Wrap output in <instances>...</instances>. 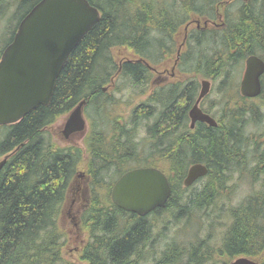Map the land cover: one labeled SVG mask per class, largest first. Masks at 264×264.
Instances as JSON below:
<instances>
[{
    "label": "trees",
    "instance_id": "obj_1",
    "mask_svg": "<svg viewBox=\"0 0 264 264\" xmlns=\"http://www.w3.org/2000/svg\"><path fill=\"white\" fill-rule=\"evenodd\" d=\"M39 1L0 0V18L7 19V42L0 46V57L19 22ZM87 1L100 11V20L69 55L49 104L15 124L0 126V159L8 156L0 172V264H76L63 256L65 237L58 220L81 169L87 177V239L77 264H229L240 256L264 264V147L244 132V117L254 119L258 109L244 106L249 101L235 84L246 57L264 58V0L254 10L240 3L234 20L226 16L221 32L208 30L197 37L195 43L209 45L205 46L209 53L180 64L188 65L184 73L193 77L179 91L163 92L166 98L156 101L155 110L154 106L149 110L147 103L138 105L124 123L107 114L105 108L114 99L103 92L104 85L120 70L119 80L126 87L139 88L149 73L134 59L119 67L114 51L127 49L139 61L159 54L163 40L171 38V31L186 24L190 15L211 16L227 0ZM197 77L219 78L225 100L233 98L222 108L216 128L188 127V110L198 96ZM261 83L263 97L264 76ZM82 101L86 115L97 118L85 140L86 158L78 147L57 145L48 130ZM142 123L141 138L137 132ZM193 164L205 165L208 173L200 192L187 195L183 180ZM138 167L159 169L171 185L165 208L145 217L117 208L110 196L115 181ZM245 169L250 176L253 169L263 175L259 180L263 190L230 204L234 191L228 183ZM167 214L176 223L195 215L210 230L185 245L164 242L158 223ZM219 228L214 238L212 231ZM162 242L164 248L156 254Z\"/></svg>",
    "mask_w": 264,
    "mask_h": 264
},
{
    "label": "water",
    "instance_id": "obj_2",
    "mask_svg": "<svg viewBox=\"0 0 264 264\" xmlns=\"http://www.w3.org/2000/svg\"><path fill=\"white\" fill-rule=\"evenodd\" d=\"M100 20V13L87 0H40L19 22L11 42L0 57V126L19 122L38 106H47L56 81L71 52ZM264 61L257 56L245 60L240 82V94L256 98L261 94ZM210 82L201 81L195 104L189 111L191 125L196 121L215 127L216 121L201 111L200 101L209 93ZM82 101L70 113L63 135L68 137L85 129ZM8 156L0 159V172ZM208 169L203 164L189 167L183 180L185 187L204 177ZM113 204L139 217L165 208L171 186L167 177L152 167L125 172L111 189ZM230 264H258L239 257Z\"/></svg>",
    "mask_w": 264,
    "mask_h": 264
},
{
    "label": "rangeland",
    "instance_id": "obj_3",
    "mask_svg": "<svg viewBox=\"0 0 264 264\" xmlns=\"http://www.w3.org/2000/svg\"><path fill=\"white\" fill-rule=\"evenodd\" d=\"M180 2L181 0H176ZM228 1V0H227ZM240 2L238 0H235V2L231 3L227 6L226 10H224V13L228 17V20H234L235 15L237 13V10L239 8ZM193 18V19H192ZM203 17L196 16L193 17L192 15L189 16L188 21L190 20V24L187 30L186 27L179 28L180 34L178 37V46L183 41V33L185 34V40L184 43H182L179 47L180 53L184 56V62L183 64H189L188 60L190 58V55L193 57H198L200 55L208 54L209 52H205L207 50L206 47H210L209 45H203L198 46L196 43L193 42L191 39L192 31L195 30L197 27H204L203 26ZM198 22H197V21ZM6 22L7 19L4 17L0 18V46H4L7 42V38L5 37V34L7 32L6 29ZM184 26V25H183ZM210 28V27H208ZM185 29V30H184ZM183 32V33H181ZM188 32V33H187ZM188 36V38H187ZM206 36V35H205ZM187 38V42H186ZM186 42V43H185ZM185 44L186 47H185ZM206 46V47H205ZM190 53V54H189ZM115 58L117 61L120 60H129V59H135V57L132 55V53L127 49H116L114 51ZM175 60V54L171 57V60L167 64L157 63L155 61H150L152 64L157 65L159 67L158 70L165 71V69H170L173 62ZM149 61V60H148ZM162 64V65H161ZM190 64H195L194 61H190ZM240 70L238 72V77L236 78L235 84L238 86L239 90V83L242 79V75L244 72V61L241 63ZM188 65H183L180 67L181 75L178 73L177 70V78H172L170 83L173 81H182L183 83L188 81L193 77V75L184 73V70H186ZM176 73V71H175ZM157 75L153 74L151 75L150 85L148 86H142L139 88H130L126 87L122 80H118L116 82V88L113 86H110L109 84L104 85L106 88V95L108 98H113L114 102L111 103V105L107 106L105 108L107 114L111 117H118L121 121L127 122L129 120V117L134 110L135 107L138 105H141L143 103H146V98L149 97V93L153 89H157L160 87H164L161 82H158L155 84V86H152V83L156 81ZM198 85L200 84L201 80H208L210 81L211 87L208 95L204 98V100L201 102V108L204 110H208L210 115L215 120H220V117L224 111L222 108L225 106H228L231 104V100L233 99L231 96L226 97L222 95L221 89L219 87L220 79H211L208 77H197L195 78ZM235 86V85H234ZM200 87V85H199ZM153 88V89H152ZM249 102H245L244 106L247 108V106L253 105L258 109V114H256L254 119H251L249 114H246L244 117V132L246 135H251L252 137H256V141L254 144H259L264 147V96L263 97H257L255 99H246ZM226 102V103H225ZM247 103V104H246ZM150 104V103H149ZM226 104V105H225ZM154 106V105H152ZM150 110V109H149ZM83 110V118L86 122V127L84 131L80 133H76L73 135H69L68 137H65L63 135V129L65 122L69 116V114H66L64 116H61L58 118L55 123L50 126L49 133L51 134L54 142L59 145L60 147H78L81 150H84V157L86 158V138L88 137L89 130H90V123L92 119H96L93 115V113H89L87 116L86 113ZM153 119L149 120L148 123H152ZM147 123V124H148ZM145 124L142 123L140 125V129L137 132V137H144V130ZM140 143H144L143 141H140ZM141 150V144L140 148ZM260 149V148H259ZM251 169V168H249ZM255 169H253V176H250L251 171L250 170H243V174H235L233 176V179H231V182L228 183V187L230 189H233L234 193L230 199V204L237 205L240 202H243L248 196L253 195L255 192H260L262 189L261 187V181H259L263 175H258V172H256ZM86 173L85 170H80L76 178L74 179V182L72 183V188L70 189L68 193V197L66 202L64 203L61 214L59 216L58 220V227L60 231L63 233L65 237V245L62 249L63 256L66 260H69L72 263H79L80 260V247L84 243L85 239H87V226H85L84 223V213L86 210L85 201L86 196L88 194V190L86 187L87 180H86ZM257 178L256 181H254ZM205 183V179L203 178L200 182H198L195 185H192L188 188H185L187 190V195H191L194 193L200 192L202 189V186ZM76 184L78 186L76 187ZM80 187V188H79ZM79 188V191L76 189ZM229 191V190H228ZM77 192V198L74 200L72 194ZM82 206H85L82 208ZM163 217L162 222H165V224L158 223V232L164 233L162 238L165 236L164 242H171L176 241L180 244H187L189 242H193L195 239V235L197 236V239L203 238L205 235L208 234L210 228L203 226L200 224L198 220H196L195 215L191 216V218H186L184 222L176 223L172 220H169L170 217ZM222 229H213L212 234L214 238L216 237V232L218 234L219 231ZM207 231V232H206ZM164 242L159 244V246H156L157 251H155L156 254L164 248ZM81 264H86L82 262Z\"/></svg>",
    "mask_w": 264,
    "mask_h": 264
},
{
    "label": "flooded vegetation",
    "instance_id": "obj_4",
    "mask_svg": "<svg viewBox=\"0 0 264 264\" xmlns=\"http://www.w3.org/2000/svg\"><path fill=\"white\" fill-rule=\"evenodd\" d=\"M260 1L261 0H240V3L243 4L244 6H249V7H251L250 8L251 10H254L256 8V6H258V4H260ZM174 2H176V0H166L165 1L166 4H173ZM233 2H235V0H228V1H225L224 4H222V5H217L215 7L213 13H209V14H211V16H209L208 14H206V15L205 14H202V15L193 14L192 15L193 17L201 16V17L205 18V19H203L204 20L203 21L204 27H197L195 30L192 31L191 39L193 40L194 43L196 42L197 37H199L200 35H202L204 32H206L208 30H213V31L218 30L219 32H221L223 27L226 25V14L224 13V10H226L227 6ZM187 24H188V26H187ZM189 24H190V20L186 24H184V26H183V24H180L174 30H172L171 34H170L171 38H169L168 40H163V44H161L160 49H159V54L154 55V54L150 53L148 55V57L146 59H144L143 61H139L138 59H134V62L143 63L145 65L148 73H149V76L145 80V84L143 86L146 87L147 85L148 86L150 85L151 75H153V74L157 75V78H156V81L154 83H152V86L154 87L155 84H157L158 82H161L164 86V87H160L157 89L152 88L153 90L149 93V97L146 98V100H147L146 103H147L148 109L153 108L152 105H154V110H155V107H157L156 101L161 99V98H166L165 96L162 95L163 92H168V91L170 92V90L171 91H177V90L179 91L181 88H183L184 83L182 81H176V82L173 81L171 83H170V81L172 78H175L174 80H176V78L178 76L177 70H178V73L181 75L182 71L180 70V64H183L185 62H184V56L179 51V47L182 43H184L185 34L183 32H181V33H183V41L178 46L177 41H178V37L180 34L179 28L187 26L186 31H188ZM208 27H210V28H208ZM187 38H188V36H187ZM187 38H186V42H187ZM186 45L187 44H185V47H186ZM257 52H261V51L257 50ZM173 54H175V60L172 64V66L170 67V69H165V71L158 70L159 67H157V65L152 64L150 62V61H155L156 64L159 62L162 64H167L171 60V57L173 56ZM254 55L258 56L259 58H261L264 61V58L262 57L261 54H254ZM190 57H192V56L190 55ZM246 58H245V60H246ZM245 60H244V64H245ZM124 62H127V61L126 60L118 61L119 67H121ZM119 71L120 70H118L116 75L111 78L110 82L108 83L110 86H112V87L114 86L116 88V82L119 80V76H118ZM175 71H176V73H175ZM199 90H200V87L198 89V94H199ZM103 92L104 93L106 92L105 87L103 88ZM154 95L156 97L154 98L155 101L153 102V96ZM194 103L192 104V106L194 105ZM200 105H201V103H200ZM200 105H199V107L201 108ZM191 107L189 108L188 114H187L189 129L191 131H195L197 129L198 125L209 126L207 123L200 122V121H196L194 123V125H191V120L189 118V111H190ZM201 109H202L203 113H206V111L203 108H201ZM207 114L210 115L209 113H207ZM217 126H218V124L215 127H213V126H209V127L216 128ZM252 167L253 166H251L250 168H252ZM85 178L87 180V177H85ZM77 186H78V184H76V187ZM71 188H72V184L69 188V191ZM79 188H77L76 190L79 191ZM69 191H68V193H69ZM77 194H78L77 192L72 194L74 200L77 198ZM84 207L85 206H82V208H84Z\"/></svg>",
    "mask_w": 264,
    "mask_h": 264
}]
</instances>
